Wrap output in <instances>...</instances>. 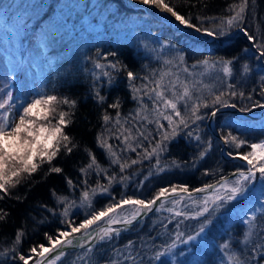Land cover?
Returning a JSON list of instances; mask_svg holds the SVG:
<instances>
[{
	"label": "trees",
	"instance_id": "trees-1",
	"mask_svg": "<svg viewBox=\"0 0 264 264\" xmlns=\"http://www.w3.org/2000/svg\"><path fill=\"white\" fill-rule=\"evenodd\" d=\"M40 1L37 5L39 9L31 13L32 17L24 16L28 42L21 51L22 64L28 65L29 60L25 56L31 52L30 49L34 50L35 44L42 42L43 37L50 38L51 42L47 45L52 47V50H46L47 55L44 58L48 69L47 77L44 82L40 81L43 86L39 94L54 95L61 101L68 99L77 102L75 107L63 103L55 104L57 111L49 117L54 124L59 111L68 113L65 119L71 122L63 131L71 138L69 147H72V151L68 153L61 147L51 163L46 159L41 162L40 158L36 157L34 162L39 167L35 173H25L18 178L19 183L9 188L7 195L0 192V196H3V199H0V210L7 213L4 220L0 221V264H24V261L19 259L21 255L26 259L37 258V252L42 250L41 245H51L49 236L53 239L60 238V231L71 228L65 215L66 205L79 202L83 194L90 189H98L93 197V210L87 215L75 212L73 225L78 226L92 214L118 205L124 199L148 202L162 189L192 190L211 184L243 167L222 158L220 143L207 129V119L213 109L205 108L204 104L211 106L213 99H209L210 97L207 98L208 101L204 99L200 103L199 112L203 118L191 121L186 126L181 125L178 137L169 141L159 159L154 157L145 160L141 157L134 158L133 155H121L118 145L114 149L120 158L111 157L109 149L101 147L100 144H116L124 132L118 128L122 126L120 122L130 118L135 105L133 81L128 80L127 71H132L136 76L144 74L151 61L143 56L142 51L131 39L119 38L113 33L96 35L89 41L81 42L74 36L75 32L71 27L65 25L60 27L62 30L56 28L61 24L57 14L62 15L66 8L71 9V1ZM106 2L124 17L134 14L123 0ZM241 2L242 0H165V3L189 22L211 31L219 30L222 25L226 27L227 20L235 14L233 6H239ZM2 3L0 1V4ZM23 4L29 9V2ZM42 6L45 7V12H42ZM65 19L71 22L74 17L66 14ZM158 25L153 24L152 31L180 47L189 65L205 61H232L229 65L231 74L222 84L230 89L222 99L245 110L263 109L257 104H264V64L260 63L261 57L254 47L257 49L258 44L264 43V0H248L240 26L229 28L221 35L228 36L242 28L244 33L255 37L251 42L247 36L241 34L229 40H213L209 36L189 31L180 33L165 23L162 27ZM5 63L12 71L11 76L23 67L8 58ZM97 64L101 67L97 68ZM112 64H115L116 68L109 67ZM104 72L112 74L111 81L108 76L103 75ZM97 91L104 97L103 102L96 98ZM233 92L236 93L235 96L230 95ZM116 103L118 107H110ZM105 115L110 117L107 122L104 120ZM219 131L229 140L231 134L249 143L264 141L262 128L240 129L235 125L227 126L221 123ZM246 151H250L247 145L237 149L229 142V152L232 154H242ZM93 156L97 164L89 167ZM134 160L136 163H132ZM121 165L124 166L123 170ZM51 167H60L62 171L50 172ZM68 180L72 181L71 185ZM106 187L107 192L101 193L102 188ZM179 205L181 204L176 201L165 204L174 208V211L180 209ZM183 215H176L175 212L167 218L159 212L154 213L130 232L119 235L109 243L71 253L57 264H140L147 257L163 250L164 244L171 241L170 237H177L185 230L186 220L189 218ZM170 217L173 220L175 217L179 219L171 223ZM208 218V215H204L197 221L203 224ZM176 223L179 226L175 233H172V225ZM237 229L238 235H242L246 227L236 220L227 228ZM19 231L23 232V236L20 242L16 243ZM220 232V229L211 230L208 238L215 237ZM13 248L15 251H12ZM33 248H36V253L31 251ZM214 256L215 253L211 250L204 251L205 260L211 262ZM165 262L163 258L157 264Z\"/></svg>",
	"mask_w": 264,
	"mask_h": 264
},
{
	"label": "rangeland",
	"instance_id": "rangeland-1",
	"mask_svg": "<svg viewBox=\"0 0 264 264\" xmlns=\"http://www.w3.org/2000/svg\"><path fill=\"white\" fill-rule=\"evenodd\" d=\"M0 1L3 2L0 4V103L7 99L8 93H11L13 97L9 101L12 107L8 108L7 112L0 110V115L8 114L10 118H14L23 105L41 96L39 93L43 85H40V81L43 80L44 82L48 70L44 64V58L47 55L46 50H52V47H48L51 42L50 38L47 36L43 37L42 42L35 44L34 50L30 49L31 52L25 56L29 63L24 66L22 64L23 52L21 51L26 42H28L27 26L23 23L26 18L24 16L30 15L32 17L31 13L39 9L37 5L41 1ZM70 1L71 9L66 8L62 15L58 13L56 16L57 19L61 20L60 26H56L57 29L62 30L60 27L65 25L68 28L71 27L75 32L73 33L74 36L76 35L81 42L89 41L90 38L96 35L103 36L111 33L119 38H129L142 51L143 56L151 61L146 72L141 75H135L136 79L132 82L133 99L135 100L134 110L129 119L120 122L122 126L118 128L124 131L122 136L116 141V144H110L111 151H109V155L114 157V159L120 158L119 153L114 149L116 145L119 146L120 154L124 156L133 155L132 157L134 158L141 157V159L145 160L153 159L154 157L159 159L168 147L169 141L178 137L181 125L177 126L174 124L170 127L167 120L157 115V108L154 105L159 102L150 98V96L154 97V93L151 92V89L155 87L154 82L160 81L164 85H169V82L176 84L177 94L181 93L185 87L188 88L191 95V99L187 101L188 106H184V101H180L178 105L182 111L183 118L187 121L186 125H189L191 121L199 120L192 115V106L194 104H200L204 99L208 101V97L214 100L216 95L221 92L226 94L227 90L230 89L222 85L228 77V74L224 72L222 61H208L207 64L200 62L189 65L180 47L161 37V34L152 31L153 24H159L158 26L162 27L165 23L171 29L175 30L176 28L195 33L194 29L191 30L181 25L175 18L158 7L145 5L142 0H123L130 10L134 11L131 16L127 15L124 17L114 7L110 6V3L106 2L107 0ZM26 2H29V9L26 4H23ZM41 9L42 12L46 11L43 6ZM66 14L72 15L74 19L71 22L66 21ZM7 58L15 61L18 66L20 64L23 65L18 70L14 69L16 71L13 76L10 75L12 73L9 69L10 67L5 63ZM166 96L171 97V91L166 92ZM159 110L164 111L162 104H160ZM167 113L173 115V119L177 122L180 119L175 117L170 109L167 110ZM197 115L201 116L199 111ZM39 123L46 122L39 121ZM222 123L227 126L235 125L240 129H264V120L252 123L227 118ZM173 128H175V131H173ZM125 136H128L127 141L124 139ZM165 136L168 138L165 139ZM157 144L162 145L163 150L158 151L157 154L149 155ZM114 152L117 153L113 155L112 153ZM24 174L22 173L21 176ZM237 179L235 178L228 184L232 185ZM104 189H107V187L102 188L100 192L106 193L107 191ZM97 192V188L94 190L90 189L87 192L89 194L87 200L84 199L83 194L79 202L66 205L64 210H67L66 218L69 224L76 226L72 224L75 212L79 211L82 215H87L93 210L91 206L93 197L96 196ZM217 195H227L225 188L211 195L189 200L185 199L182 202L171 200L181 204L179 205L180 209H176V211L173 210L174 208L165 206L167 202L162 204L155 213L159 212V214L166 215L168 218L173 213L179 212L182 215L184 214L183 216L189 218V220H186L185 230L177 237H170L171 241L165 243L163 250L158 252H163L164 255L158 259L157 254L149 256L140 264H157L163 258L166 261L165 264L167 262L171 264H235L236 258L242 264H264V259L262 258L264 257V179H261L259 173H257L255 180L245 183L243 194L238 196L236 200L223 203L219 210L213 211L212 198ZM206 198L208 199L209 212L204 215H208L209 218L206 221L210 220L211 223H206L205 221L202 224V222L197 221L201 217L198 213L203 210ZM137 207V205L131 204L117 207L114 212L109 213L108 216L103 217L88 229H81L80 233H86L96 225L107 222L110 219H129L136 212ZM252 217L254 219H250ZM176 219L179 218L175 217L174 220L171 218V223ZM236 220H239L246 227L242 235H238L236 232L238 229L227 230ZM245 221H248V223H245ZM201 225H205L204 232L197 236L195 240L184 243L189 236H195L199 232ZM172 226L174 229L172 233H175L179 225L176 223ZM215 229H220L221 232L215 237L208 238L209 231ZM66 231L70 232L71 228ZM60 239H63V237H60ZM107 239L108 237L104 238L103 241H107ZM173 244L175 245L174 247H172ZM224 245H228V247L225 248ZM206 250H211L215 253L213 261L205 260L204 251ZM40 252H37V258L33 259L32 257L28 260V264L36 263L41 258ZM230 257L233 259H230Z\"/></svg>",
	"mask_w": 264,
	"mask_h": 264
},
{
	"label": "snow or ice",
	"instance_id": "snow-or-ice-1",
	"mask_svg": "<svg viewBox=\"0 0 264 264\" xmlns=\"http://www.w3.org/2000/svg\"><path fill=\"white\" fill-rule=\"evenodd\" d=\"M142 3L145 5H152L160 8L162 11L171 13L172 16L175 17L177 21L181 25H184L187 28L194 29L195 32L201 33L209 37H217L224 35L229 28L239 27L240 23L243 20V14L245 12V8L247 6L248 0H242L239 6H233V10L235 14L232 15L227 20V25L221 26L217 31H211L208 29H202L201 27L189 22L184 16L178 14L172 6L165 3V0H142ZM238 8V10H236ZM241 31L243 29L241 28ZM247 39L250 41H254L255 37L249 35L245 32ZM257 50L259 52V57H264V43H260L257 45ZM207 64V61L204 62ZM224 68V72L228 75L231 74V69L229 65L232 61H222L221 62ZM97 68L101 67L99 64L96 65ZM111 68H116L115 64L109 65ZM245 71L248 70L247 65L244 66ZM103 75L108 76L111 81L112 74L110 72H104ZM127 78L129 81H134L136 79L135 74L132 71H127ZM155 87L151 89V92L154 93L153 98L155 101L159 102L154 105L157 108V115L162 117L163 119L168 121V125L171 127L174 124L177 126L187 124V121L183 118L182 111L180 109L179 102L184 101V106L187 107V101L191 99L190 92L187 87L183 89V91L179 94L176 92V84L169 82V85H164L160 81H156ZM171 91L172 96H166V92ZM223 93L215 96L211 106L208 104H204L205 108L211 107L213 110L210 115L212 117L217 116V112L219 111V107H232L235 108V104H229L227 101L223 100ZM230 95L235 96L236 93H231ZM96 98L99 102L104 101V97L97 91L95 93ZM241 96L243 94L241 93ZM13 99L12 94H7V99L4 102L0 103V110H5L7 112L8 108H11L12 105L9 104V101ZM63 103L65 105H71L72 107L76 106L75 100L63 99L54 95L49 96H40L38 98L32 99L26 105H23L21 109L15 114L14 118H10L8 114L0 115V192H3L5 195L8 194L9 188L15 187L19 180L16 179L21 176L22 173H26L31 175L37 171L39 165L34 162L36 157H39L41 162H44L46 159L48 163H51L53 158L56 157L57 153L63 147L68 153H71L72 147H69L71 143V138L63 131L64 128L68 126L71 122L70 120H66L65 117L68 115L65 111H59L58 119H55V123L49 119V116L52 113H55L57 109L55 108V104ZM160 104H162L164 111H160ZM118 103L110 105V107H118ZM258 107L264 108V104H257ZM200 108V104L196 103L192 106V115L195 116L196 119H202L203 117L197 115ZM170 109L171 113L174 114L175 117L180 118L177 121L173 119V115L168 114L167 110ZM110 117L105 115V122L109 121ZM147 119V117H145ZM39 121H45L46 123H39ZM52 125V126H49ZM175 131V128H173ZM230 135V140L228 138L225 139L226 143H232L235 145L237 149H239L243 145H247L250 148V151H246L245 153H238V158L240 160L246 161L249 166L246 171L239 172V178L235 180L232 185L228 183H224L223 187L225 188L227 195H217L212 198V203L214 205L213 211L219 210L222 207L223 203H227L233 200H236L238 196L244 193L245 191V183L255 180L257 178V173H259L260 178L264 179V141L260 142H251L249 143L246 140L238 139L235 136ZM168 137L165 136V139ZM125 141H127L128 136H125ZM199 139V137H197ZM101 147H107L109 151H111V146L106 145L103 142L100 144ZM135 150V149H133ZM163 146L157 144L149 155L157 154L158 151H162ZM114 155V153H112ZM203 156L204 153H201ZM231 155V153H230ZM236 158V157H233ZM132 163H136V161H132ZM97 164L96 158L92 157V163L89 167ZM123 165H121V170H123ZM50 172L60 173L62 169L60 167H51L49 169ZM68 183L71 185L72 181L68 180ZM209 188L212 185L208 186ZM107 191V189H104ZM205 189H197V191H204ZM167 189H162L159 194L155 197V199L145 202L144 200H133V199H124L120 202L119 205L110 206L107 210H101L98 214H92L90 219H85L83 223L79 224V226H72L71 223L69 227H71V232L68 231H60L59 237L65 238L61 240L59 238L53 239L51 236L48 237L49 243L52 244V247H44L41 245V252L39 255L44 258L45 253L56 252V256L54 259H59L61 255H63V246L72 245L73 239H68L72 235V233H79L81 229H88L90 226L95 224L97 221H100L103 217L109 215V213L114 212L117 207L123 205H137L136 212L133 213L131 219L125 218L123 221L110 219V224H118L124 223L126 225H130L136 217L140 214L141 210L151 211L153 205L156 204L157 200L161 197L165 196L167 193ZM173 192L176 191L175 188L172 189ZM181 191H187V188H182ZM88 193H84V199H88ZM0 199H3V196H0ZM208 199L206 198L204 201L203 210L198 213V215L203 216L205 213L209 212L208 208ZM181 213L177 212L176 215H180ZM65 215H67V210H65ZM7 216L6 212L0 210V221L4 220ZM254 219V217L250 218ZM206 223H211L210 220L206 221ZM248 223V221H245ZM205 230V225H202L199 229V232L196 233L195 236H189L188 240L184 241L187 243L188 241L195 240L197 236L203 233ZM103 235L101 239H104L109 236V234L114 231L111 228H105L102 230ZM87 234V233H86ZM47 235V234H46ZM23 236V232L19 231L16 235V243L20 242L21 237ZM56 245H60V250L56 249ZM175 245L173 244L172 247ZM225 248L228 245H224ZM12 251H15L13 248ZM33 253H36V248L31 249ZM164 255L163 252L157 253V259ZM21 261H24V264H28V260L25 256L21 255L19 257ZM230 259H233L230 257ZM40 264V262H37ZM47 264H53V261H48ZM235 264H242V262L236 258Z\"/></svg>",
	"mask_w": 264,
	"mask_h": 264
},
{
	"label": "water",
	"instance_id": "water-1",
	"mask_svg": "<svg viewBox=\"0 0 264 264\" xmlns=\"http://www.w3.org/2000/svg\"><path fill=\"white\" fill-rule=\"evenodd\" d=\"M168 25L171 26V24H169L166 20H164ZM176 29V28H175ZM178 32L180 33H184L186 30H178ZM195 32V31H194ZM197 33V32H195ZM202 36H206L203 34V32L198 33ZM239 34L241 35H245V33L243 31H241V29L239 28V30H236L235 32H233L231 35L228 36H221V37H211L213 40H218V39H224V40H229V38L235 37V36H239ZM246 36V35H245ZM251 42V41H250ZM255 51L258 52V50L254 47ZM259 53V52H258ZM260 63L264 64L263 61V57L260 58ZM227 118H234L238 121H245V122H259L264 120V108L260 111H251V110H245V109H241L239 107H219V111L217 112V116L216 117H212L211 115L208 117V122H207V129L208 131H210V133H212L213 138L220 143L221 145V155L222 158H224L227 162L230 163H238L240 165L243 166V168H239L234 170L233 172H231V174L224 176L223 178L214 181L211 184H207L204 185L203 187H199V188H195L192 190L187 189V191H181V189H176L175 192L172 191H167V193L165 194V196L161 197L159 200H157L156 204L153 205V208L151 211H148L146 209L141 210L140 214L136 217V219L130 224V225H126L124 223H118V224H110L109 220L107 222L101 223L96 225L95 227H93L89 232H96V235L87 241H84L82 243L81 239L84 236V233H75V235L78 237V241L77 242H73L72 245H65L63 246V255H61L59 257V259H54V257L56 256V252H52V253H45L44 254V258L42 259V257L37 261L40 262V264H47L48 261H53V264H57L58 262L62 261L68 254L70 253H74V252H78L81 250H85V249H90L94 246H97L99 244H104V243H109V240L114 239L115 237H118L121 234H125L130 232V230L134 229L135 227H137L138 225H140L141 222L147 220V218H149L153 213H155L159 207L166 203V202H170L171 200H177L178 202H182L183 200L187 199H193L196 197H203V196H207V195H211L214 192L223 190V184L224 183H228L232 180H234L235 178L239 177V172L242 171H246L247 168L249 167L246 163V161L240 160L238 158V153H234L232 154L231 152H229V143L225 142V136L221 133V131H219V125L222 123V121L224 119ZM219 120V122H218ZM231 153V155H230ZM241 154V153H240ZM236 157V158H233ZM212 185L211 188H209L208 186ZM197 189H205L204 191H197ZM155 199V198H154ZM131 217H129V219H131ZM123 221V220H120ZM100 228H111L114 231H112V233L109 235L107 241H103L98 239L97 234H98V230ZM71 232V231H70ZM74 234V233H72ZM49 248L52 247V244L50 246H48ZM61 246L60 245H56V249L60 250ZM32 257H29L28 260H30ZM34 263V264H37Z\"/></svg>",
	"mask_w": 264,
	"mask_h": 264
},
{
	"label": "bare ground",
	"instance_id": "bare-ground-1",
	"mask_svg": "<svg viewBox=\"0 0 264 264\" xmlns=\"http://www.w3.org/2000/svg\"><path fill=\"white\" fill-rule=\"evenodd\" d=\"M136 1H138V0H136ZM160 9V8H159ZM161 10V9H160ZM165 13H167V12H165ZM168 15H171V13H167ZM172 16V15H171ZM173 18H175L174 16H172ZM179 22V21H178ZM184 26V25H183ZM190 29V28H189ZM191 30H193V29H191ZM218 122H219V120H218ZM239 178V177H238ZM104 228H100L99 230H98V234H97V237H98V239H100V240H102L101 239V236L103 235V230ZM87 233V234H86ZM86 233H84V236L82 237V239H81V241H82V243L84 242V241H87V240H90V239H92L95 235H96V232H86ZM112 233V232H111ZM110 233V234H111ZM109 234V235H110ZM109 237V236H108ZM60 239V238H59ZM65 238H63V239H61V240H64ZM68 239H73V242H77L79 239H78V237L75 235V234H72L70 237H68ZM47 247V246H46Z\"/></svg>",
	"mask_w": 264,
	"mask_h": 264
}]
</instances>
